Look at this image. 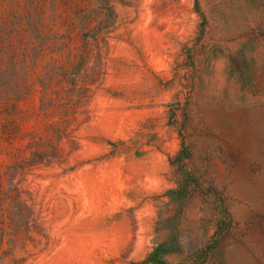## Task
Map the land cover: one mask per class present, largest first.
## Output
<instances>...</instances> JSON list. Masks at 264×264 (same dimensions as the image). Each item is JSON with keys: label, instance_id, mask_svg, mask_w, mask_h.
I'll return each instance as SVG.
<instances>
[{"label": "rangeland", "instance_id": "1", "mask_svg": "<svg viewBox=\"0 0 264 264\" xmlns=\"http://www.w3.org/2000/svg\"><path fill=\"white\" fill-rule=\"evenodd\" d=\"M0 264H264V0H0Z\"/></svg>", "mask_w": 264, "mask_h": 264}]
</instances>
